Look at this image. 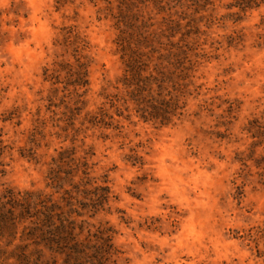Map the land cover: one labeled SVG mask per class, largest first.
<instances>
[{
    "label": "rangeland",
    "instance_id": "obj_1",
    "mask_svg": "<svg viewBox=\"0 0 264 264\" xmlns=\"http://www.w3.org/2000/svg\"><path fill=\"white\" fill-rule=\"evenodd\" d=\"M7 187L72 190L108 264H264V0H0Z\"/></svg>",
    "mask_w": 264,
    "mask_h": 264
},
{
    "label": "trees",
    "instance_id": "obj_2",
    "mask_svg": "<svg viewBox=\"0 0 264 264\" xmlns=\"http://www.w3.org/2000/svg\"><path fill=\"white\" fill-rule=\"evenodd\" d=\"M176 106L151 98L140 110L145 120L159 121L163 125L171 122L176 115ZM82 166L85 167L82 174L86 177L87 163ZM73 171L76 173L72 174ZM77 171L78 168H71L63 179L59 177V171L54 170V186L62 189L64 183L61 180L68 177L73 184ZM73 187L79 190V185ZM95 190V199L91 198L93 203L90 204L92 216L109 199L110 193L109 188L104 186ZM72 193V190L65 189L67 196L56 200L53 194L42 191L7 187L0 194V264H58L57 255L62 257V264H108L114 256H118L120 251L114 244L110 227L100 226L94 232L89 230L84 237L86 221L76 218L84 213L78 210L74 202L77 198ZM47 252L51 255L49 259Z\"/></svg>",
    "mask_w": 264,
    "mask_h": 264
}]
</instances>
